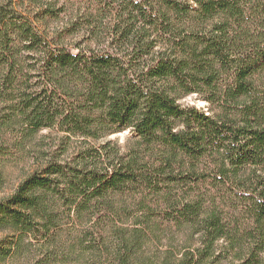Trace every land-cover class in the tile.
I'll use <instances>...</instances> for the list:
<instances>
[{"label":"trees","instance_id":"trees-1","mask_svg":"<svg viewBox=\"0 0 264 264\" xmlns=\"http://www.w3.org/2000/svg\"><path fill=\"white\" fill-rule=\"evenodd\" d=\"M13 149L0 264H264V0H0V188Z\"/></svg>","mask_w":264,"mask_h":264},{"label":"rangeland","instance_id":"rangeland-1","mask_svg":"<svg viewBox=\"0 0 264 264\" xmlns=\"http://www.w3.org/2000/svg\"><path fill=\"white\" fill-rule=\"evenodd\" d=\"M181 104H183L184 106L196 107L199 110L208 111L207 103L198 99L196 95L183 99L181 101ZM48 134H51V132L43 131L40 134V136L48 135ZM132 136L133 134L131 133V131H126L124 133L113 135L108 140L113 142H118L120 146L124 147L127 141L130 138H132ZM51 149L52 151L58 150L56 146L52 147ZM12 152H13L12 157H10L5 163V167H4L5 178H4V183L0 188V198L12 193V191L16 188V186L20 182V179L22 178V175L24 174L25 170H27L31 165L28 163L29 157L27 155L17 151L16 149H13ZM123 201H125V206L120 210V214H121L120 217L122 223H119V225H123L130 229H133L137 227L135 223L136 221L139 220L138 218H140L141 221H144L145 219L142 218V215L135 204L136 202H134L130 198L127 199L125 198V200ZM154 219H156V217H154ZM159 222L162 221L159 220ZM158 226H159L158 229L155 230V235L153 237L149 236V240L146 243V249H148V251L157 254V253H164L166 250L170 248L183 250L186 243L183 242L184 239L182 233H177L175 231V233L172 234L173 231L167 226H163L160 224H158ZM138 227H141V225ZM70 228H67V230H70V233H72L74 229L71 226ZM4 237L5 235L0 234V240L3 239ZM9 239L11 240V238ZM26 249L27 250H23V252L19 253L18 255L11 256L8 259V264H29L31 260V256L36 254L37 249L30 248L28 246H26Z\"/></svg>","mask_w":264,"mask_h":264}]
</instances>
